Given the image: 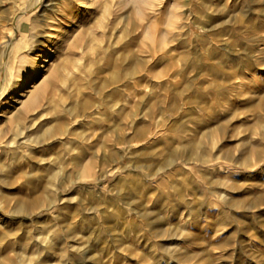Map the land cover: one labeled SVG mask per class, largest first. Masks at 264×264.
<instances>
[{"label": "rangeland", "instance_id": "rangeland-1", "mask_svg": "<svg viewBox=\"0 0 264 264\" xmlns=\"http://www.w3.org/2000/svg\"><path fill=\"white\" fill-rule=\"evenodd\" d=\"M0 264H264V0H0Z\"/></svg>", "mask_w": 264, "mask_h": 264}, {"label": "bare ground", "instance_id": "bare-ground-1", "mask_svg": "<svg viewBox=\"0 0 264 264\" xmlns=\"http://www.w3.org/2000/svg\"><path fill=\"white\" fill-rule=\"evenodd\" d=\"M19 85L20 84H17V85H15L13 88L14 89H17V88H19ZM17 90H13V92H16ZM113 91V90H112ZM109 95V94H108ZM111 95V94H110ZM173 95H175L174 97H176V96H178V94H176V92H175V94H173ZM172 95V96H173ZM115 96V95H114ZM108 98V97H107ZM113 99H112V101L111 102H113L114 101V97H112ZM110 99V98H109ZM111 100V99H110ZM116 101V100H115ZM116 103V102H115ZM108 105V104H107ZM108 107H109V105H108ZM104 128V127H103ZM136 130H138V129H136ZM120 131V130H119ZM148 131H150V130H148ZM55 132V131H54ZM151 133V132H150ZM52 134H53V132H52ZM59 134V133H58ZM102 134V133H101ZM54 135H56L55 133H54ZM120 145V144H119ZM98 151V153H99V150H97ZM105 151V150H104ZM107 157V156H106ZM123 159V158H122ZM120 162L122 163V161L120 160ZM123 163H124V161H123Z\"/></svg>", "mask_w": 264, "mask_h": 264}]
</instances>
